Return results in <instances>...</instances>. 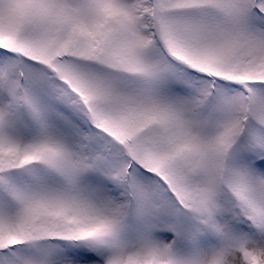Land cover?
Wrapping results in <instances>:
<instances>
[{"label":"snow or ice","instance_id":"6c2138e0","mask_svg":"<svg viewBox=\"0 0 264 264\" xmlns=\"http://www.w3.org/2000/svg\"><path fill=\"white\" fill-rule=\"evenodd\" d=\"M0 264H264V0H0Z\"/></svg>","mask_w":264,"mask_h":264}]
</instances>
